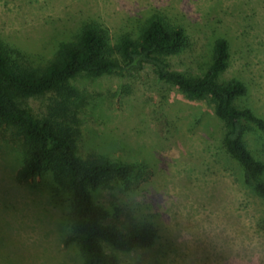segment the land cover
I'll list each match as a JSON object with an SVG mask.
<instances>
[{"label": "rangeland", "instance_id": "obj_1", "mask_svg": "<svg viewBox=\"0 0 264 264\" xmlns=\"http://www.w3.org/2000/svg\"><path fill=\"white\" fill-rule=\"evenodd\" d=\"M151 15L188 36L185 51L170 58L176 70L197 72L210 36L228 39L224 76L241 77L248 103L264 116V0H0V43L42 66L85 22L105 28L112 40L135 37ZM70 85L84 97L78 155L140 169L136 180L92 193L109 211L106 223L124 231L153 227L149 248L122 252L103 243L107 254L118 264H264V203L242 186L238 166L220 149L222 124L210 102L186 97L148 66L132 76L82 73ZM51 98L23 104L41 118ZM259 140L250 134L247 144L264 162ZM21 144L0 128V264H83L77 243L65 244L72 234L69 198L50 172L14 182Z\"/></svg>", "mask_w": 264, "mask_h": 264}, {"label": "trees", "instance_id": "obj_2", "mask_svg": "<svg viewBox=\"0 0 264 264\" xmlns=\"http://www.w3.org/2000/svg\"><path fill=\"white\" fill-rule=\"evenodd\" d=\"M187 45L184 29L158 15L146 18L135 37L122 33L112 40L105 28L85 22L70 40L57 44L42 66H31L21 52L0 43V128L11 129L22 142V161L13 180L25 184L50 172L69 198L72 234L65 244L77 243L83 264H118L116 256L104 251L103 243L129 252L149 248L154 238L151 224H135L125 231L107 224L108 209L93 199L92 193L102 186L136 180L140 169L136 163L78 155V110L84 97L70 80L79 74L132 76L148 66L158 80L186 97L210 102L222 124L220 149L238 166L242 186L264 203V162L247 144L252 134L264 147V116L248 103L247 83L236 75L224 76L230 64L229 41L211 35L207 59L197 72L171 67L170 58ZM47 93L52 98L46 114L36 118L23 100Z\"/></svg>", "mask_w": 264, "mask_h": 264}]
</instances>
